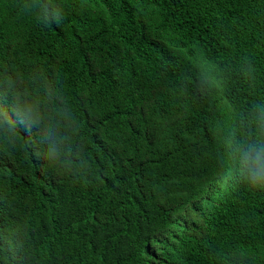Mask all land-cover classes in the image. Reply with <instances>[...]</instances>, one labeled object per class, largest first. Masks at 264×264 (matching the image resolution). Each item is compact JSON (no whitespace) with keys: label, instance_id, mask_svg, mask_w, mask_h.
<instances>
[{"label":"trees","instance_id":"16d2710c","mask_svg":"<svg viewBox=\"0 0 264 264\" xmlns=\"http://www.w3.org/2000/svg\"><path fill=\"white\" fill-rule=\"evenodd\" d=\"M4 71L60 157L0 153V264H264V191L221 179L207 130L264 104V0H0Z\"/></svg>","mask_w":264,"mask_h":264},{"label":"clouds","instance_id":"9594fccd","mask_svg":"<svg viewBox=\"0 0 264 264\" xmlns=\"http://www.w3.org/2000/svg\"><path fill=\"white\" fill-rule=\"evenodd\" d=\"M61 22L56 17L42 21L45 27ZM248 63L254 70L250 60ZM221 76L222 71L220 76L204 78L217 97L222 87L227 90L231 85L225 79L221 81ZM27 81L26 76L0 72V153L19 145L27 148L30 159L55 172L60 147L55 130L47 123V97L41 104ZM21 126L25 128L23 138L19 132ZM207 130L217 142L215 158L223 166L221 179L250 191H264V104L254 102L250 108L234 105L226 123L207 124ZM42 203H38V209L47 208Z\"/></svg>","mask_w":264,"mask_h":264}]
</instances>
